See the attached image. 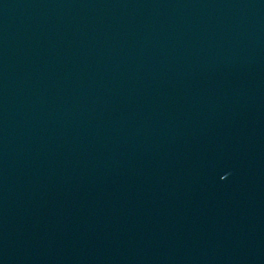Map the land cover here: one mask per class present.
<instances>
[{"label": "water", "instance_id": "95a60500", "mask_svg": "<svg viewBox=\"0 0 264 264\" xmlns=\"http://www.w3.org/2000/svg\"><path fill=\"white\" fill-rule=\"evenodd\" d=\"M0 264H264V0H0Z\"/></svg>", "mask_w": 264, "mask_h": 264}]
</instances>
